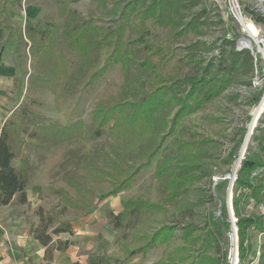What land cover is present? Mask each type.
<instances>
[{
  "label": "rangeland",
  "instance_id": "rangeland-1",
  "mask_svg": "<svg viewBox=\"0 0 264 264\" xmlns=\"http://www.w3.org/2000/svg\"><path fill=\"white\" fill-rule=\"evenodd\" d=\"M152 1L21 0L15 5L13 22L19 28H23L27 22H37L45 17H51L62 26V11L65 9L76 10L82 17L91 18L104 28L123 25L125 46L122 50L125 52V62L113 65L94 85L69 99H56L51 91L36 89L31 84V76L38 70L28 49L22 45L19 56L14 39L4 40L0 43V131L4 121L12 115H20L23 107L43 115L47 121L70 124L82 119L90 123L92 112L100 102L113 105L134 101L156 88L167 90L171 87L186 92L189 90L186 76L201 74L202 67L208 62L218 63L223 48L225 51L232 49L231 45L225 43L226 40H234V47L239 50V37L245 34L231 13L230 0H179L172 20L157 13L147 16L145 10ZM238 1L247 16H251L249 7L256 8L260 4L259 0ZM254 22L260 31L256 37L259 41L264 38V23ZM254 46L255 51L258 46ZM244 50L253 56V70L250 71L243 64L215 97L186 115L173 130L168 129L169 120L177 107L166 93L164 106L152 127V135L143 137L131 147L113 144L109 130L96 139L64 143L52 150L31 149L26 145L25 151L30 153L36 167L27 190L28 202L22 204L14 199L8 209H4L7 211L0 209V230L7 228L2 218L7 219L10 214H24L28 223L34 220L38 225V208L53 210L57 215L54 223L70 220L74 226L73 235H55L51 245L54 247L60 239L71 240L73 243L66 250L68 257L65 264H72L73 260L85 263L88 255L95 252L106 253L122 262L126 250L145 243V236L154 230L171 225L176 230L169 242H160L147 255H137L123 264H155L158 261L232 264L234 244L230 232L234 219L230 218L229 213V218L224 219L230 223V231L225 229L224 222L219 219L221 201L225 200L227 207L229 204L230 172H225L231 170V174L235 173L238 158H241L239 163H242L248 153H255L264 162V151H259L257 143L253 141L255 128L264 116V109L252 130L246 151L241 153L255 111L262 103L263 95L257 103L254 100L262 86L256 78H261L264 68L260 54H253L250 48ZM108 56L107 49L103 50L101 64L105 63ZM6 67L18 71L9 73L11 69L7 68L6 72ZM214 73L221 75L218 68ZM199 98H203L202 92ZM158 135L166 136L164 147L151 165L137 175L131 187L117 195H107L111 190L108 181L100 184L93 182L95 172H89V166L96 170V167L110 170V158L113 157L125 168L137 166L145 161L146 152ZM240 139L243 142L235 151L238 158L232 161L230 153ZM91 159L92 164H87ZM161 163L171 170L163 176L158 175ZM14 165H18V160L14 161ZM182 168L197 178L183 185L171 184V172ZM85 176H88L85 190H93L95 194L93 207L90 210L75 207L63 210L59 197L55 192L52 193L50 187L64 188L70 195L77 197L78 202L85 204L89 194L83 189L86 195L81 193L83 196H79L69 183L72 177L82 180ZM260 181L264 182V171L260 174ZM219 182L221 186L216 189L215 185ZM232 191L234 196L235 181ZM133 198L147 199L160 204L161 208L136 213L122 228L110 226L107 214L110 211L118 213L126 201ZM251 202L246 207L242 206V212L258 215L259 203ZM233 216L236 218L235 212ZM186 232L189 235L184 237ZM259 240L263 249L264 236L259 239L256 233H250L249 261H245L246 264H252L253 252ZM2 248L0 244V250ZM36 251L28 260L29 264L53 263L56 250L50 262L44 256L39 257Z\"/></svg>",
  "mask_w": 264,
  "mask_h": 264
},
{
  "label": "trees",
  "instance_id": "trees-1",
  "mask_svg": "<svg viewBox=\"0 0 264 264\" xmlns=\"http://www.w3.org/2000/svg\"><path fill=\"white\" fill-rule=\"evenodd\" d=\"M178 1L153 0L145 11L147 16L157 13L165 19L172 20V14L177 10L175 8ZM20 2L21 0H0V43L14 39L19 56H21L22 45L28 49L29 55L36 62V70H38L31 76V84L36 89H47L54 94L56 99H69L94 85L113 65L125 62V52L122 50L125 46L123 25L111 29L104 28L95 24L91 18L82 17L76 10L65 9L62 11L64 16L62 26L51 17H45L37 22H27L23 28H19L14 24L13 18L15 16L14 6ZM248 9L256 22L264 23V13L261 10L250 7ZM225 43L231 45L232 49L225 51L223 48L217 64L214 61L208 62L202 67L201 74L185 77L189 85L188 91L174 90L171 87L167 90L156 88L134 101L119 102L113 105H103L100 102L92 112L90 123L82 119L70 124L47 121L43 115L23 107L20 115H12L4 121L0 131V206L9 205L14 199L22 204L28 202L27 190L36 167L30 153L25 151L26 145L31 149L52 150L64 143L74 144L96 139L109 130L113 144H124L131 147L143 137L152 135V127L159 111L164 106L166 93L170 100L176 102L177 107L169 120L168 129L173 130L186 115L196 111L204 102L215 97L220 89L232 80L233 75L239 72L243 64L248 66L250 71L253 70V56L248 51L236 50L234 40H226ZM105 49L109 56L105 63L101 64L102 51ZM242 57L243 60H241ZM217 68L221 72L219 76L214 73ZM200 92L203 93L202 99L199 98ZM262 93L261 88L255 96V103L259 101ZM253 141L257 143L259 151H264V116L260 118L255 128ZM242 142L243 139H240L232 149L230 153L232 161L238 158L235 151ZM165 143L166 136L158 135L146 152L145 161L137 166L125 168L117 158L113 157L110 158V170L103 167H96V170L89 166L88 171L95 172L93 176L95 184L106 181L111 184V190L107 195H117L132 186L137 175L151 165L152 160L162 150ZM15 160H18L17 166L14 165ZM91 162L92 159L87 164H92ZM170 171L169 166L161 163L158 175L163 176L165 172ZM263 171L264 162L258 159L255 153L252 155L248 153L237 173L232 204L237 218L239 264H246L245 261L249 257L250 246L247 239L250 229L252 227L258 230L263 229V221L259 215L242 212V206L250 205L251 200L257 203L264 201V182L260 181V174ZM229 172L232 171L227 170L225 173ZM171 173L173 178L170 183L173 185H183L197 178L186 168ZM87 181L88 176L83 177L82 180H75L73 177L69 179L70 185L75 187L79 196L82 195L81 193L85 194ZM220 186L221 182L217 183L215 188L218 189ZM50 189L59 197L65 211L70 207L90 210L95 202L93 190H85L89 194L86 196L88 202L82 204L77 201V197L70 195L64 188L50 187ZM158 208H161L160 204L147 199H129L118 213L110 211L107 214V221L110 226L119 229L124 227L136 213ZM55 214L53 210L46 211L43 207L37 210L39 222L35 228L34 237L45 248L44 257L47 262L52 260L55 250L65 252L73 243L69 239H60L54 247H51L55 235L74 234V226L70 220H59L54 223V217L57 216ZM226 218H229L228 207L226 201L222 200L219 219L224 222L225 229L230 231V223L224 221ZM175 230L176 228L171 225L154 230L145 236V243L126 250V257L122 262L106 253L95 252L88 255L85 263L76 260L72 264H123L137 255H147L160 242H169ZM188 235V232L183 234L184 237ZM155 264L182 263L158 261ZM225 264L231 263L226 262ZM259 264H264V247Z\"/></svg>",
  "mask_w": 264,
  "mask_h": 264
},
{
  "label": "crops",
  "instance_id": "crops-1",
  "mask_svg": "<svg viewBox=\"0 0 264 264\" xmlns=\"http://www.w3.org/2000/svg\"><path fill=\"white\" fill-rule=\"evenodd\" d=\"M7 68L11 69L9 70V73L15 74L16 71H18L16 68L14 70V68L11 67H6L4 71L7 72ZM9 205L11 204L9 203ZM9 205L0 206V209H8ZM5 211L7 210H4V212ZM8 217L9 218L7 219L2 218V220L4 219L6 221L5 225L7 228L0 230V244L4 247L0 250V264H29L28 260L33 257L32 255L36 249L38 250L36 252L39 257L43 258L45 248L34 237V231L37 227L35 221L33 220V222L28 223L24 214H10ZM1 223L0 226H2ZM5 235L7 239L5 238ZM67 257L68 255H66V251H56L52 264H65Z\"/></svg>",
  "mask_w": 264,
  "mask_h": 264
},
{
  "label": "built area",
  "instance_id": "built-area-1",
  "mask_svg": "<svg viewBox=\"0 0 264 264\" xmlns=\"http://www.w3.org/2000/svg\"><path fill=\"white\" fill-rule=\"evenodd\" d=\"M259 1H260V4L256 8H258L259 10H261L264 13V0H259ZM230 10H231V13H232L234 19L243 28L244 34H245V35H242L239 37L238 42L240 44V47L238 49L243 50L245 48H250V49H252L253 54H255V52L257 54H260L262 56V59L264 62V38H261V40L258 41L256 39L258 34H257V36H254L249 30H246L244 28L245 23H247V21H250L254 26L257 27L256 23L254 22V20L252 19L251 16H247L245 14V12L242 10L238 0H230ZM258 32H260V31H258ZM247 42H249L251 45H247ZM255 44L258 46V48H257V50L254 51V49L256 48L254 46ZM261 46L263 48H261ZM256 81L257 82L260 81L259 83L262 84V86H261V88H263V94H262L263 96H262V100H261V102H262V101H264V68L262 70L261 78L257 77ZM257 121H258V119H257ZM237 171L233 174L229 173L228 179L234 178V180L236 181ZM258 210H259L258 215L261 217V219L263 221V229L258 230L256 228L252 227L249 231V235L251 232L256 233L260 239V238H262V236H264V201L262 203H259ZM234 218L235 217L233 216V219ZM236 222H237V218H235L232 231L230 232V235H231V238H232V241L234 244V248L232 251V255H233V263L232 264H239V261H240V259H239V236H238V228H237ZM247 243L249 245V237L247 239ZM262 251H263L262 245H261V242L259 240L258 244H257V246L253 252V258L251 261L252 264H259V260H260V256L262 254Z\"/></svg>",
  "mask_w": 264,
  "mask_h": 264
},
{
  "label": "bare ground",
  "instance_id": "bare-ground-1",
  "mask_svg": "<svg viewBox=\"0 0 264 264\" xmlns=\"http://www.w3.org/2000/svg\"><path fill=\"white\" fill-rule=\"evenodd\" d=\"M244 28L246 30H249L254 36H257V34H258V28L256 26H254L250 21H247V23H245ZM247 45H251V44L249 42H247ZM263 109H264V101H262V103L260 104V106L255 111V117H254V119H253V121L251 123L250 132L247 135V138L245 140V144H244V148L243 149L246 148L247 143H248L249 138H250V135L252 133V130H253V128L256 125V122H257V119H258L259 115L262 114L261 112L263 111ZM234 220H235V218H234Z\"/></svg>",
  "mask_w": 264,
  "mask_h": 264
},
{
  "label": "water",
  "instance_id": "water-1",
  "mask_svg": "<svg viewBox=\"0 0 264 264\" xmlns=\"http://www.w3.org/2000/svg\"><path fill=\"white\" fill-rule=\"evenodd\" d=\"M244 144H245V141L243 142V144H242V148H241V153H244L245 151H246V148L245 149H243L244 148ZM238 163H237V165H236V171L239 169V167L241 166V163H239L240 161H241V158L239 157L238 158ZM230 188H229V193H228V195H229V197H228V199H229V204H228V213H229V215H230V218H232L233 219V215H234V209H233V204H232V197H233V191H232V186H233V184H234V178H232V179H230Z\"/></svg>",
  "mask_w": 264,
  "mask_h": 264
}]
</instances>
